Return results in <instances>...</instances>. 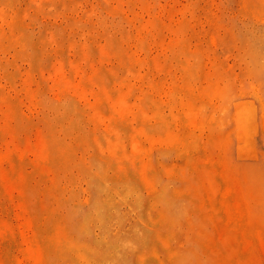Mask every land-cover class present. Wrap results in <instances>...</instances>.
<instances>
[{
    "label": "rangeland",
    "instance_id": "obj_1",
    "mask_svg": "<svg viewBox=\"0 0 264 264\" xmlns=\"http://www.w3.org/2000/svg\"><path fill=\"white\" fill-rule=\"evenodd\" d=\"M14 10L23 45L4 49L0 37V88L20 97L14 141L46 143L0 181V264H264V0H16ZM26 79L42 100L32 109ZM100 81L129 109L99 104ZM95 105L108 114L99 123ZM100 176L131 189L119 215Z\"/></svg>",
    "mask_w": 264,
    "mask_h": 264
},
{
    "label": "bare ground",
    "instance_id": "obj_2",
    "mask_svg": "<svg viewBox=\"0 0 264 264\" xmlns=\"http://www.w3.org/2000/svg\"><path fill=\"white\" fill-rule=\"evenodd\" d=\"M0 6H2V8H1L2 12L0 13V19L3 21V23L5 25H7L9 27L8 34L5 35L3 32H0V37L8 39V44L4 45V49H8L10 46L16 49L17 47L23 45V44H19L15 38L16 33L19 30L18 29L19 17H18V14L16 12L14 15H9V13H8L9 11H12V10L15 11L14 9L16 7V0H0ZM144 24H145L144 26L146 28H149V27L154 28L155 27V24L152 21H147ZM124 61L122 59L119 62L120 63L119 65L124 69L126 74H130L134 78H140L141 75L139 73H137L136 71H133L132 67L123 64ZM145 63H146V58H144L140 61L141 67H145ZM0 66L1 67L5 66V63L0 64ZM153 66L159 67V64L154 62ZM3 78H6V77L4 75H0V84H1V81L3 80ZM122 80H124V78ZM27 82H28V79L25 80V82L23 84V89L24 88L26 89L27 98L30 102L31 109H32L33 107H35V105L37 103L42 102V100H37L38 97H37L36 93H32V92H34V90L29 87V84ZM100 83H102V84L98 85L99 90L95 94L97 97L96 100L99 102V104H107L110 107V111L112 113H115V112L123 113L129 109L123 100L119 101V95L111 94L110 90L103 84V81H100ZM123 83H124V81H123ZM127 88H130V87H127ZM130 92H131V90L126 91L125 94H123V96H125L126 94H129ZM11 95L12 94H11L10 90L7 91L4 89V87L0 88V103H1V105H0V134L2 132H4L7 135H9V134L11 135V139L9 141L8 140H1V138H0V165H3L4 162L10 164L9 168L0 174V181L6 182V183L8 181H10L9 179L12 177V174L14 173V171L16 169L17 162H23L24 159L27 157V154L30 150L34 152L35 147H38V146L43 147L44 144L46 143L44 138L38 137L36 139V141H34V144H33V141L31 140L32 138L28 137V136L26 138L27 143L14 141V140H16L14 136L17 133H19V131H18L17 125L14 124V127L10 126V119L15 112L18 113V110H17L19 108L18 107V100L20 99V97H18V95L16 94L17 96H15L13 98ZM4 104L6 106H4ZM110 111H109V113H110ZM91 114H92V118L97 123H99V121L102 122L103 118H106L107 117L106 115H108L106 112H103L102 110H100L96 105L92 107ZM186 114H187V116L191 115V112L188 111V112H186ZM154 115L157 117L162 116L160 114V112L157 110L154 111ZM233 118H234V116H231V115L228 116L229 120H231ZM2 120L4 121L3 124H1ZM250 127H251V125H250L249 116L244 115L238 119V125H237L236 131L239 134L244 135L246 132L249 133ZM243 143L246 145L248 143L247 139H245L243 141ZM9 145H11L12 148L2 150L3 147H10ZM18 159L21 161H19ZM101 180H102L103 184L105 186H107V189H109V191L111 193L112 192L118 193L120 195L121 201L116 200V198L113 196H109L108 198H105V200H104V203L108 206V208H111L113 211L116 212L115 213L116 215H119L120 214V208H119L120 206L119 205L123 204L124 201H126L127 194H128V192L131 191V189H127V187L124 186L123 190L119 191L117 189V187H109L108 181L105 177H101ZM7 193L11 195L10 197L12 199L14 198L13 191H9ZM230 193L231 192L229 191L226 194L230 195ZM241 206H242V204L236 205L235 211L237 210V212L238 211L241 212L238 216V219L239 218L244 219L242 221L247 223L246 228L244 230H242V231H245L249 228V223H248L249 215H248V211H247L245 204H243L242 207ZM231 208H232V206H231ZM229 209H230V206H229ZM241 210H243V211H241ZM3 211L1 210V212H0L1 213L0 221H3L4 217H5V214H4L5 212H3ZM233 214H234V212H233ZM125 215L126 214L124 213V216ZM227 217H228V215H227ZM234 221H236V218L234 219ZM233 223H232V225H233ZM236 224H238V223H236ZM241 224H240V226H241ZM1 228H4L5 232H6L5 234H8L7 233L8 223H5V225H3L2 222H0V232H3ZM136 230L137 231H135L134 228H131L129 231H131L132 233L135 232L134 234L138 233V236H137L138 240H142V238L145 236L144 235L145 232L141 231L137 227H136ZM104 242L109 243V240L106 239V240H104ZM107 264H114V262L113 263L107 262Z\"/></svg>",
    "mask_w": 264,
    "mask_h": 264
}]
</instances>
